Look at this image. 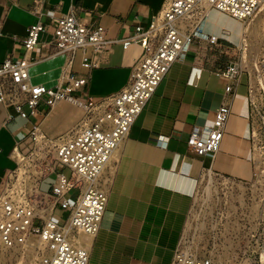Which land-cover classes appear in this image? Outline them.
<instances>
[{
	"label": "crops",
	"instance_id": "crops-1",
	"mask_svg": "<svg viewBox=\"0 0 264 264\" xmlns=\"http://www.w3.org/2000/svg\"><path fill=\"white\" fill-rule=\"evenodd\" d=\"M33 2L0 0V63L7 57H23L28 27L42 21L47 30L31 54L37 60L30 67L32 81L55 87L64 83L62 76L67 72L84 75L89 96L100 101L128 84L134 65L145 53L140 44L125 49L122 40L132 36L138 25L149 28L166 0H46L42 16L31 11ZM70 11L104 26L106 38L114 40L109 53L86 49L87 56L99 62L94 68L83 66L82 48L67 68L65 54L58 53L52 42L55 17ZM255 17L245 22L211 8L205 30L220 36L222 47L239 51L246 36L258 38L257 25L251 23ZM215 51L217 47L201 41L186 59L174 63L115 149L100 177L99 184L108 194L100 229L93 236H77L88 247V264H172L188 226L198 182L213 174L252 179L248 77L243 74L227 92L226 86L233 81L217 72L233 60ZM228 53L232 57L235 52ZM80 94L73 92L74 97ZM80 101L62 100L53 109L42 103L38 115L28 119L15 106L0 102V193L6 176L16 167L11 152L29 136L32 124H39L50 138L66 136L85 118V105ZM224 102L230 104L231 114L220 149L204 155L191 152L194 127L212 125L216 109ZM24 108L29 111L28 106Z\"/></svg>",
	"mask_w": 264,
	"mask_h": 264
},
{
	"label": "built area",
	"instance_id": "built-area-1",
	"mask_svg": "<svg viewBox=\"0 0 264 264\" xmlns=\"http://www.w3.org/2000/svg\"><path fill=\"white\" fill-rule=\"evenodd\" d=\"M263 1L166 0L162 10L153 16L149 28L138 25L132 36L122 40L125 49L140 44L145 53L134 65L128 84L100 101L89 96L86 90L88 78L84 75L67 72L62 76L64 83L55 87L32 81L30 67L37 60L31 54L40 44V36L47 26L42 21L30 25L23 40L26 54L21 58L7 57L0 63V102L15 106L18 114L28 119L38 115L42 103L53 109L62 100L78 104L83 100L86 115L78 128L54 139L34 123L29 136L13 148L11 156L16 167L6 176L0 193V245L13 249L27 245L37 237L45 250L40 264H88L89 250L76 243L73 236L80 231L96 235L100 229L108 194L98 184V178L107 168L115 149L129 134L174 63L186 59L192 47L201 41H207L213 48H222L221 37L206 32V20L196 13L202 10L203 3H208L246 22L257 14ZM45 3L46 0H34L31 11L42 16ZM106 32L104 26L86 22L70 11L55 17L52 42L58 53L65 54L67 68L73 63L78 48L84 51L83 66L94 68L99 62L87 56L86 49L92 47L96 53H109L114 40H108ZM225 33L230 32L224 30ZM252 42L250 36L242 39L238 46L242 53L240 60L232 61L217 73L233 81L226 86L227 92L233 90L234 82L243 74L248 75L255 166L252 179L264 183V30L257 55L248 61ZM244 53L248 56L246 59ZM75 91L81 92L79 97L73 96ZM230 114L231 106L224 102L216 109L212 125H196L189 139L190 151L197 155L216 153L224 139ZM40 145L47 155L33 161L39 174L30 167L25 172L23 159L31 157ZM56 162L71 168V177L56 172ZM50 174H56L50 191L41 190V181ZM77 186L80 193L72 202L68 193ZM58 206L69 212L64 223L54 218ZM183 245L182 241L172 264H222L213 254ZM259 245L261 253L252 252L247 247L238 260H252L259 255L264 264V238Z\"/></svg>",
	"mask_w": 264,
	"mask_h": 264
},
{
	"label": "rangeland",
	"instance_id": "rangeland-1",
	"mask_svg": "<svg viewBox=\"0 0 264 264\" xmlns=\"http://www.w3.org/2000/svg\"><path fill=\"white\" fill-rule=\"evenodd\" d=\"M255 16L251 23L257 25L255 31L258 33V41L253 40L254 47L249 52L248 61L259 50L264 27V7ZM225 44L229 45L227 42ZM227 51L235 53L230 57L231 54ZM215 52L233 61H239L242 57L240 51L227 47L218 48ZM80 56L81 50H78L77 57ZM251 65L252 61L248 68ZM54 166L56 172L60 171L71 177L72 170L68 166L59 162ZM55 178L56 174L47 176L40 186L41 190H50ZM254 180H240L216 174L203 177L198 182L189 213L188 226L182 238L185 244L183 246L189 249L194 246L202 252L213 254L222 264H262L259 255L258 258L247 261H239L237 258L247 247L252 252L261 253L259 242L264 238V183ZM79 193L80 187H74L69 191L68 197L74 202ZM68 216L67 210L59 206L55 209L54 218L59 223H64ZM43 254L45 250L37 237L29 244L13 249L0 245V264H40Z\"/></svg>",
	"mask_w": 264,
	"mask_h": 264
},
{
	"label": "bare ground",
	"instance_id": "bare-ground-1",
	"mask_svg": "<svg viewBox=\"0 0 264 264\" xmlns=\"http://www.w3.org/2000/svg\"><path fill=\"white\" fill-rule=\"evenodd\" d=\"M261 7H264V1L262 3V6ZM211 8H214L211 4H208V3H203L202 4V10L200 12H197L196 13V16L200 17V18H204L206 21H207V15H208V12ZM197 18V17H196ZM252 19V18H251ZM250 19V20H251ZM197 20V19H196ZM242 21V20H241ZM192 23V22H191ZM264 23V22H263ZM263 30H264V27H263ZM258 50V49H257ZM67 70V69H66ZM68 71V70H67ZM66 71V72H67ZM167 76V75H166ZM46 155L47 153L42 151V148H41V145L39 148H36L35 149V152L32 153V155H30L31 157H26L23 159V162L25 163L26 167H25V172H27V167H30L32 169V171H34L35 174H39V171L36 170V166L34 165L33 161L36 159V158H39L40 160L43 159V158H46ZM22 159V156L20 157V160ZM109 164V163H108ZM32 166H34V169L32 168ZM108 166V165H107ZM29 170V169H28ZM210 177V176H209ZM100 183V178H98V184ZM208 187V186H207ZM207 193V192H206ZM82 233L84 235H87V236H93V235H88V234H85L83 232H78L76 235L73 236L74 240L76 243H78L79 245L83 246V247H86L83 245V242L81 239L77 238V236ZM88 249V247H86Z\"/></svg>",
	"mask_w": 264,
	"mask_h": 264
}]
</instances>
